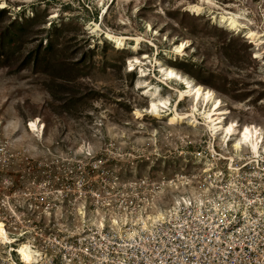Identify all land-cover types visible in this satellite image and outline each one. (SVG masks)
I'll return each mask as SVG.
<instances>
[{
	"label": "rangeland",
	"instance_id": "rangeland-1",
	"mask_svg": "<svg viewBox=\"0 0 264 264\" xmlns=\"http://www.w3.org/2000/svg\"><path fill=\"white\" fill-rule=\"evenodd\" d=\"M3 2L0 153L10 158L9 173L23 177L26 205H99L92 194L107 192L115 180L121 189L118 198L106 194L112 205H145L169 191L161 189L164 178L182 173L192 178L207 165L200 154L211 143L203 136L204 127L194 129L185 121L174 128L168 119L149 115L139 120L134 115L146 109L145 94L152 88L139 89V82L159 85L160 96L172 103L178 95L159 84L160 73L156 80L141 77L140 69L132 72L129 61L136 55L148 53L150 64L158 58L211 89L229 111L227 122L264 130V0ZM196 5H201V15L187 11ZM232 16L238 21L235 32L224 21ZM97 24L104 33L141 35L157 48L147 43L140 53L128 45L118 48ZM251 30L259 37L250 38ZM183 40L190 45L177 56L175 46ZM189 104L182 103L180 111H187ZM38 117L46 127L43 135L27 126ZM97 159L108 174L97 177L91 172L81 178L78 164L95 169ZM145 177L150 185L138 188Z\"/></svg>",
	"mask_w": 264,
	"mask_h": 264
},
{
	"label": "built area",
	"instance_id": "built-area-1",
	"mask_svg": "<svg viewBox=\"0 0 264 264\" xmlns=\"http://www.w3.org/2000/svg\"><path fill=\"white\" fill-rule=\"evenodd\" d=\"M204 153L203 169L164 178L161 189L172 195L150 206L112 205L106 194L118 198L116 180L92 194L99 205H26L23 177L9 173L10 158L0 153V223L8 237H0V264H264L263 151L228 152L231 161L210 143ZM93 166L80 162L81 178L108 174L101 159ZM179 186L187 192L176 196L170 189ZM157 209L163 216L148 218Z\"/></svg>",
	"mask_w": 264,
	"mask_h": 264
},
{
	"label": "bare ground",
	"instance_id": "bare-ground-1",
	"mask_svg": "<svg viewBox=\"0 0 264 264\" xmlns=\"http://www.w3.org/2000/svg\"><path fill=\"white\" fill-rule=\"evenodd\" d=\"M123 1L126 5H129L132 2H136V4L138 5L140 0ZM2 5L3 7L1 8L7 7L5 2H3ZM187 11L194 12L197 15H201L202 7L201 5H196L193 9ZM106 15L104 14V16ZM56 17L57 15L52 16V18ZM224 21H229L231 28H237L238 21L236 20L235 16L229 18L224 17ZM148 29L151 30V26H149ZM97 30L104 33L101 25L97 24ZM240 32L242 31L240 30ZM248 33L250 34V38L252 39H256L259 37V34H257L254 30L249 31ZM104 34L107 37L116 41L118 48L127 46L129 41H134V47L132 49L134 53H140L142 43H147L148 45H150V47L157 48V45L155 43L149 42L145 39V37L141 35L118 34L112 31H106ZM261 44H263V41L259 43V46ZM189 45L190 42L186 40L179 42L175 46L174 53L177 56L184 55ZM158 54L159 52H156V55ZM149 59L150 56L148 55V53H143L141 56L136 55L132 57L129 61V66H131L132 72L137 65H140L142 77L148 74L147 72L144 73L145 70H148V67L155 68L156 72L158 70V72L161 74L159 84H168L169 82H176L177 84L175 85L171 84L172 86L169 90L172 92H177L178 95L176 101L172 103L171 98L160 96L161 94L158 92L160 89L159 85H154L151 82H147L148 80L139 82V89H142V87L145 86H151L152 88L151 90H148L145 94L149 97V102L146 109H137L134 112V115L137 119L143 120L146 116L149 115L155 118H159L161 120L168 119L167 125L172 126L174 128H177L176 126H178L179 124H184L185 121H188V125H191L194 129H197L198 125H200L206 130V134H204L203 136H208V138L211 140V143H218V145H220L222 149L226 151V154H222V157L225 160L233 161L234 157L232 155H229L230 152L238 153V155L241 156L243 155V152L247 151V149H250L253 153L256 154V157H259L262 151L264 153V135L262 134V130H260L257 126H254L253 124L240 125L236 120L227 122V114L229 113V111L223 108L222 101L219 98H215L214 92L211 89L206 88L203 84L183 74L176 68L172 66H165L158 58H156V60L154 61V65L150 64ZM144 67L147 68L144 69ZM178 81L183 82V84H185L186 91H179L180 89ZM147 83H149V85H147ZM186 101L190 102L189 109L185 112H181L180 107L182 103ZM200 114L203 115L202 118L199 117ZM42 123L43 122L38 117L34 120H31L30 124H27V126L30 132L40 131L43 135L44 129L46 127L45 124ZM42 129L43 131H41ZM245 129H247L248 131L245 132ZM109 130L113 135H116L112 127H109ZM191 135L197 136V132H193ZM186 137L188 136L186 135ZM187 188L188 187L179 186L177 188L170 189V191L174 195L178 196V194H185L187 192ZM192 193L193 195L196 194L194 191H192ZM166 196V192H162L159 196L155 198L153 202L151 201L149 203H146L145 205H155L157 204V202H160L165 199ZM148 215V218L157 219L161 218L163 216V213L162 211L157 209L155 213ZM3 236L6 241H8V237L5 236L4 225L0 223V237ZM25 248L23 249L24 252Z\"/></svg>",
	"mask_w": 264,
	"mask_h": 264
},
{
	"label": "trees",
	"instance_id": "trees-1",
	"mask_svg": "<svg viewBox=\"0 0 264 264\" xmlns=\"http://www.w3.org/2000/svg\"><path fill=\"white\" fill-rule=\"evenodd\" d=\"M47 49L49 50V49H52V45L50 44L48 47H47Z\"/></svg>",
	"mask_w": 264,
	"mask_h": 264
},
{
	"label": "snow or ice",
	"instance_id": "snow-or-ice-1",
	"mask_svg": "<svg viewBox=\"0 0 264 264\" xmlns=\"http://www.w3.org/2000/svg\"><path fill=\"white\" fill-rule=\"evenodd\" d=\"M0 7H3V5H0ZM248 130L247 129H245V132H247Z\"/></svg>",
	"mask_w": 264,
	"mask_h": 264
}]
</instances>
